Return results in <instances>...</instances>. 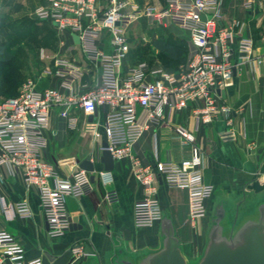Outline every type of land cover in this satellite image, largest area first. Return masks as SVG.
Listing matches in <instances>:
<instances>
[{
	"label": "built area",
	"instance_id": "built-area-1",
	"mask_svg": "<svg viewBox=\"0 0 264 264\" xmlns=\"http://www.w3.org/2000/svg\"><path fill=\"white\" fill-rule=\"evenodd\" d=\"M262 0H240L253 11ZM226 0H165L163 4L138 5L131 0H47L33 15L39 21H50L59 35H77L85 57L100 68L98 81L84 92L74 94L73 86L81 77L78 65L65 57H54L55 74L61 76V87L37 89L28 79L12 97L0 100V166L9 174L19 175L25 189L35 188L46 222L47 234L60 236L71 227L65 198L91 194L94 184L90 173L75 170L62 177L55 165L44 157L45 130L54 106H61L59 115L70 129L77 118L71 107L92 117L84 130L98 140L99 150H108L113 159L129 158L132 171L143 189V197L135 200L133 222L137 227L151 226L162 217L157 198L159 182L167 187L185 189L188 195V216L196 221L206 213V200L213 186L203 178V149L188 127L174 123L176 114L190 109L196 124L209 125L214 117L224 115L231 123L234 112L223 102L221 93L233 81L234 72L252 60L260 64L251 36L235 29L237 22L226 24L223 12ZM145 17L154 25H172L187 36V54L175 71L140 61L123 69L129 49L128 27ZM109 35V49L98 45L102 33ZM264 47V32L260 37ZM41 53V57H43ZM101 109L102 118H94ZM151 126L171 129L169 147L182 155L176 160L142 164L131 147ZM105 142V146L102 143ZM107 187L104 201L119 202V194L109 188L111 170L97 172ZM0 211L7 217H33L26 200L13 203L0 197ZM73 259L86 256L85 246L69 248ZM0 264H42L39 258L26 259L22 244L11 233L0 229Z\"/></svg>",
	"mask_w": 264,
	"mask_h": 264
},
{
	"label": "crops",
	"instance_id": "crops-1",
	"mask_svg": "<svg viewBox=\"0 0 264 264\" xmlns=\"http://www.w3.org/2000/svg\"><path fill=\"white\" fill-rule=\"evenodd\" d=\"M131 1L140 6L151 2ZM152 2L160 5L165 0ZM31 3L35 9L39 5H46L47 0H33ZM4 15L3 10L0 11V24ZM147 20L142 17L128 29H139L144 24L149 26ZM223 21L226 24L237 22V32L252 37L255 50L251 55L253 58L261 56L262 62L258 64L252 60L243 64L240 70L234 72L231 84L222 91L221 99L234 111L230 124L224 115L214 117L209 125L196 124L190 109H185L174 117L175 124L184 125L194 132L204 153V181L213 186V192L206 200L205 215L191 221L188 216L187 191L167 187L162 182L158 184L157 198L162 212L172 219L181 242V251L188 263H196L202 254L212 213L218 202L226 200L230 210L234 212L237 206L240 211H244L258 200L264 199V47L260 44V37L264 32V0L253 11L245 9L240 0H226ZM40 23L47 30L52 29L53 33L43 31L30 36L33 44L43 47L41 53L44 55L40 58L41 54L38 53L41 61L37 60L34 69H31L36 88L56 87L64 92L61 87L62 78L55 74L56 55L72 61L82 71L80 79L73 86L74 94L84 92L93 82L98 81L100 68L85 57L73 36L54 33L55 26L50 21ZM166 29L171 34L160 35L169 37L174 42L179 39L178 33L186 36L175 26L170 25ZM142 39L145 40L143 37ZM140 42H129L123 69L140 61L162 67L157 50L151 44ZM98 45L104 50L109 49L108 33H102ZM7 52L0 46L1 59ZM22 62L23 68L26 62ZM60 109L61 106H54L51 110L49 125L44 132L46 147L43 155L55 165V170L62 177H68L75 170L82 169L80 163L90 157L94 170L88 172L90 176L93 175L94 190L87 196L65 198L71 228L60 236H50L47 234L36 189H25L19 175L9 174L5 166H0V197L5 198L8 203L26 200L33 211L30 219L7 217L0 211V229L19 240L26 259L39 258L42 264H79L83 258L73 259L69 248L80 243L91 248L88 260L92 264H123V259L157 249L161 238L160 220L147 227H137L133 222L134 202L143 197V189L133 174L129 158H112L113 164L109 170L112 171L113 182L109 188L117 191L119 202L109 205L104 201L107 187L102 185L97 175L98 171L105 170L104 163L100 161L98 140L84 130L89 117L80 109L71 107L69 113L77 118V124L76 128L70 129L67 120L59 115ZM101 112L103 111L99 109L94 118H102ZM170 133L171 129L165 126L149 127L132 145V154L142 164L149 165H154L157 161L178 159L182 152L170 149Z\"/></svg>",
	"mask_w": 264,
	"mask_h": 264
},
{
	"label": "water",
	"instance_id": "water-1",
	"mask_svg": "<svg viewBox=\"0 0 264 264\" xmlns=\"http://www.w3.org/2000/svg\"><path fill=\"white\" fill-rule=\"evenodd\" d=\"M73 39L78 42L77 35H73ZM102 145L105 146V142ZM260 152L261 150L258 154ZM100 161L104 163L105 170L112 168L113 159L108 150L101 151ZM80 168L89 172L94 170L90 157L80 163ZM160 237L157 249L123 259L122 263L190 264L181 251V242L172 219L163 212L160 219ZM85 252L86 256L79 264H92L88 260L91 254L88 245ZM193 264H264V199L258 200L244 211H240L237 206L234 212L230 210L226 200L218 202L212 213L202 254Z\"/></svg>",
	"mask_w": 264,
	"mask_h": 264
},
{
	"label": "rangeland",
	"instance_id": "rangeland-1",
	"mask_svg": "<svg viewBox=\"0 0 264 264\" xmlns=\"http://www.w3.org/2000/svg\"><path fill=\"white\" fill-rule=\"evenodd\" d=\"M149 1H151L148 3L150 5L156 4L152 0ZM31 2L33 0H0V11L3 10L5 14L0 24V46H3L13 56V60L8 64H0V83H8L6 88L5 86L1 88L0 100L8 97L6 94L8 91L11 93L9 97L16 95L22 83L30 78L32 79L31 69H34L36 61H41V56L39 58L38 53L41 54L43 47L33 44L31 37L35 33H41L43 31H47L48 33L52 32V29L47 30L45 28L46 26L40 25L42 21L34 17L32 13L34 8ZM18 10L20 11L17 12ZM166 28L161 26L157 27L151 22H149V26L144 24L139 29L130 28L127 30L129 42L139 43L141 41L149 45L150 40L161 33L170 35L171 31ZM53 31L57 33V30L54 28ZM178 36L179 38H183L182 33H178ZM44 51L46 54V49ZM22 61L26 62L23 68L21 66L23 65L21 64L23 63Z\"/></svg>",
	"mask_w": 264,
	"mask_h": 264
},
{
	"label": "trees",
	"instance_id": "trees-1",
	"mask_svg": "<svg viewBox=\"0 0 264 264\" xmlns=\"http://www.w3.org/2000/svg\"><path fill=\"white\" fill-rule=\"evenodd\" d=\"M150 44L157 50L158 58L162 63V68L165 70L175 71L180 63H182L186 58L187 36L185 35H183V38H179L176 42L171 40L169 37L158 35L156 38L151 40ZM12 60V54L7 52L3 59L0 58V64H8ZM4 86L6 88L8 83L1 82L0 91ZM6 94L9 97L11 93L8 91Z\"/></svg>",
	"mask_w": 264,
	"mask_h": 264
}]
</instances>
